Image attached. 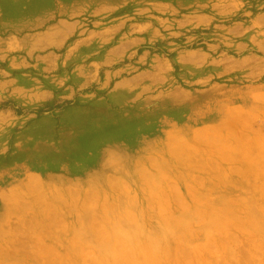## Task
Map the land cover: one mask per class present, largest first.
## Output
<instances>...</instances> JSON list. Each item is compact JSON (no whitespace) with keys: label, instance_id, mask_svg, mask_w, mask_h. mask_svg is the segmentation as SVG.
I'll use <instances>...</instances> for the list:
<instances>
[{"label":"rangeland","instance_id":"rangeland-1","mask_svg":"<svg viewBox=\"0 0 264 264\" xmlns=\"http://www.w3.org/2000/svg\"><path fill=\"white\" fill-rule=\"evenodd\" d=\"M7 1L82 16L95 89L132 93L113 142L3 157L0 264H264V69L235 66L264 64V0Z\"/></svg>","mask_w":264,"mask_h":264},{"label":"crops","instance_id":"crops-1","mask_svg":"<svg viewBox=\"0 0 264 264\" xmlns=\"http://www.w3.org/2000/svg\"><path fill=\"white\" fill-rule=\"evenodd\" d=\"M11 2L0 0V162L8 152L7 161H22L31 146L52 148L61 162L74 142L85 152L113 142L114 110L132 92L119 84L103 94L95 84L99 67L114 62V54L107 50L100 59L92 40L72 41L82 16L51 22L48 12L33 14ZM254 61L241 58L235 66L252 78L264 69ZM35 156L32 161H45ZM91 174L87 185L94 184Z\"/></svg>","mask_w":264,"mask_h":264}]
</instances>
